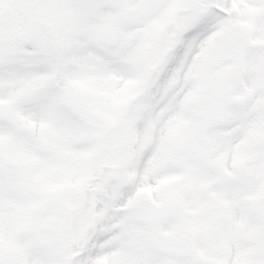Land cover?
<instances>
[{
  "label": "snow or ice",
  "instance_id": "snow-or-ice-1",
  "mask_svg": "<svg viewBox=\"0 0 264 264\" xmlns=\"http://www.w3.org/2000/svg\"><path fill=\"white\" fill-rule=\"evenodd\" d=\"M0 264H264V0H0Z\"/></svg>",
  "mask_w": 264,
  "mask_h": 264
}]
</instances>
